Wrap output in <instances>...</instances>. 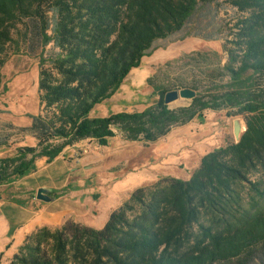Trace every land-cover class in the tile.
Returning <instances> with one entry per match:
<instances>
[{
	"label": "trees",
	"instance_id": "1",
	"mask_svg": "<svg viewBox=\"0 0 264 264\" xmlns=\"http://www.w3.org/2000/svg\"><path fill=\"white\" fill-rule=\"evenodd\" d=\"M204 7L235 12L220 26L223 88H193L195 96L175 109L164 103L162 89L142 111L89 115L156 40L200 25L192 19ZM23 19L34 22L42 49L39 112L22 129L49 158L86 138L106 146L117 132L151 143L207 109L235 108L245 130L238 141L206 152L188 179L163 176L132 190L100 229L72 219L35 229L8 264H263L264 0H0V87ZM20 160L15 172L21 177L28 168ZM3 175L0 170V181Z\"/></svg>",
	"mask_w": 264,
	"mask_h": 264
},
{
	"label": "rangeland",
	"instance_id": "2",
	"mask_svg": "<svg viewBox=\"0 0 264 264\" xmlns=\"http://www.w3.org/2000/svg\"><path fill=\"white\" fill-rule=\"evenodd\" d=\"M234 13L229 8L227 13L220 10L215 14L212 9L204 7L192 19L200 25L188 24L181 31L156 40L148 54L141 59L140 65L130 70L116 92L108 100L93 107L91 117L120 111H142L159 99L157 90L167 92L187 87L206 93L212 88H223L228 75L223 69L226 55L222 48L224 39L220 26ZM22 22L18 24V31L13 36L14 42L9 46L1 68L0 150L10 149L4 153L0 163V170L4 173L0 191L4 192L10 188L12 180L20 177L15 172L18 168L16 157L24 155V161L30 163L29 168H34L31 163L34 158L44 156L36 148L35 138L22 129L39 112L38 58L42 49L34 22L28 19H23ZM26 28L29 29L27 33ZM210 32L216 34V38L202 37ZM50 48L51 43L45 47V53ZM148 78L150 81H147ZM189 101L190 99L178 98L167 105L175 109L187 105ZM234 110L231 107L207 109L202 118H194L183 125L174 126L166 135L151 143L128 141L117 132L106 146L99 145L94 140H84L65 148L57 161V168L60 170H71L64 190L79 192L87 189V196H80L78 199L81 202L90 200L96 206L102 201L98 209L94 207L89 210L90 214L97 215L100 206L107 200L109 187L129 171L139 170L125 178L121 184L118 182V189L142 186L141 184L150 180V174L142 170H156L157 167L167 170L170 174L167 176L187 178L202 154L236 140L233 134L234 120L239 121L242 129L244 124L242 116L235 115ZM15 143L25 145L16 147ZM11 151L13 155L9 154ZM156 174L158 178L165 176L163 171ZM65 177L67 176L64 175L63 180ZM256 262L258 261L249 264H257ZM241 263H244V259Z\"/></svg>",
	"mask_w": 264,
	"mask_h": 264
},
{
	"label": "crops",
	"instance_id": "3",
	"mask_svg": "<svg viewBox=\"0 0 264 264\" xmlns=\"http://www.w3.org/2000/svg\"><path fill=\"white\" fill-rule=\"evenodd\" d=\"M84 140L93 139L86 138L71 145H67L62 151ZM22 143H15L14 145L16 147H22L25 145ZM14 145H12V147ZM7 151H10V149L5 151L0 150V162L1 159H3L2 157H4V153ZM61 152L54 158H49L46 155L35 157L31 162L34 168H29L30 163L27 164V161H24V155H22L21 160L24 162L23 165L28 169L23 176L17 177L9 183L11 189L9 188L6 192L0 191V264H8L26 235L39 227L46 226L49 228H56L60 227L65 220L72 219L95 229L102 228L110 212L125 201L134 188L138 187L134 185L132 189H118L116 186L118 182L121 184L125 181V178L133 175L139 170L122 174L121 178L118 179L113 186L109 187L106 193L107 200L100 206L101 212L98 210L97 215H92L89 213V210L94 207L98 209L102 201H100L97 206L95 202L92 204V202L87 199L81 202L78 198L80 196L86 197L88 194L87 189H83V191L80 190L79 192L75 190H64V187L68 184V174L71 170H60L59 167L57 168V161ZM9 154L13 155L12 151L9 152ZM204 154H202V156ZM19 160L20 157L17 159L16 165H18ZM199 161L195 168L198 167ZM155 169L156 170H142L144 173L150 174V177H148L150 180L145 181L141 185L148 184L158 179V175L156 174L158 172L163 171L165 176L170 175L167 173V170L158 167ZM64 175L67 176L65 180H63ZM173 177L188 179L190 175L187 178L180 177L179 175ZM39 188L46 189V194L50 198L48 201L36 198V191Z\"/></svg>",
	"mask_w": 264,
	"mask_h": 264
},
{
	"label": "water",
	"instance_id": "4",
	"mask_svg": "<svg viewBox=\"0 0 264 264\" xmlns=\"http://www.w3.org/2000/svg\"><path fill=\"white\" fill-rule=\"evenodd\" d=\"M195 94H196V91L194 89L187 88V87H184L178 90H170V91L165 92L164 94V103L168 104L178 98L192 99L195 96ZM243 124H244V121H243ZM244 130H245V124L242 129L239 121L234 120L233 134L236 139L235 141L239 140L240 134ZM36 198L43 200V201H48L50 199L49 196L46 194V189L44 188H39L36 191Z\"/></svg>",
	"mask_w": 264,
	"mask_h": 264
}]
</instances>
